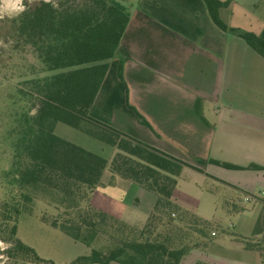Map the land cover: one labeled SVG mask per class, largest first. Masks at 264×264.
Instances as JSON below:
<instances>
[{"label": "trees", "instance_id": "1", "mask_svg": "<svg viewBox=\"0 0 264 264\" xmlns=\"http://www.w3.org/2000/svg\"><path fill=\"white\" fill-rule=\"evenodd\" d=\"M126 0H35L7 20L5 39L25 66L6 96L9 123L4 133L10 163L0 172V240L12 264H54L17 237L19 215L31 211L34 195L56 207L43 222L86 245L88 252L68 264H182L193 249H205L214 222L181 207L175 199L184 167L199 168L151 146L89 114L110 60L129 21ZM212 21L235 32L264 57V39L252 31L229 27L219 9L230 0H203ZM2 30V28H0ZM4 31V28H3ZM117 75L123 81L122 60ZM139 123L151 128L137 111ZM57 122L116 148L107 162L53 134ZM230 169L240 166L216 159ZM255 167V166H251ZM155 194L141 226L95 207L90 202L103 169ZM112 182V181H111ZM243 209V208H241ZM246 249L264 257V201L251 236H237ZM97 241L98 248L94 246ZM193 264H216L196 259Z\"/></svg>", "mask_w": 264, "mask_h": 264}, {"label": "crops", "instance_id": "2", "mask_svg": "<svg viewBox=\"0 0 264 264\" xmlns=\"http://www.w3.org/2000/svg\"><path fill=\"white\" fill-rule=\"evenodd\" d=\"M128 7L118 53L89 114L199 168L184 167L239 193L241 201L253 195L262 208L264 57L235 32L220 29L203 0H129ZM219 16L229 27L264 39V0H230ZM120 60L123 81L117 75ZM135 111L151 128L137 121ZM106 182L120 189L133 184L111 173ZM91 204L121 219L113 207ZM237 236L251 235L233 233V247L247 259L235 264H264ZM196 259L234 264L203 254Z\"/></svg>", "mask_w": 264, "mask_h": 264}, {"label": "rangeland", "instance_id": "3", "mask_svg": "<svg viewBox=\"0 0 264 264\" xmlns=\"http://www.w3.org/2000/svg\"><path fill=\"white\" fill-rule=\"evenodd\" d=\"M33 1L35 0H24L25 7ZM128 2L129 0L124 1L127 5ZM9 18L5 15L0 19V28H2L0 29V172L10 163L9 144L4 139L10 116L6 96L13 91V86L19 79L18 74L25 66L19 52L11 51L10 43L5 39V27ZM53 134L83 150L99 155L107 162L116 152L115 147L61 122L55 124ZM109 176L110 171L107 168L103 169L100 178L102 184L92 192L91 203L113 207L121 213L123 221L141 226L153 207L155 194L135 184L129 189L110 186L106 182ZM3 194L0 189V201L4 197ZM175 197L181 207L214 222L212 229L215 235L206 248L191 250L183 257L182 264H192L199 254L234 264L235 261L247 260L233 247L237 242L233 239V233L253 234L261 210L259 203L243 202L239 200V193L185 168L178 176ZM56 212L55 204L50 199L44 198L41 194L34 195L31 211H22L19 215L17 237L33 247L40 257L52 260L54 264H68L78 255L85 254L88 248L40 218L42 213ZM94 246L98 248L97 241ZM2 257L5 256L0 251V264H12L10 260Z\"/></svg>", "mask_w": 264, "mask_h": 264}, {"label": "clouds", "instance_id": "4", "mask_svg": "<svg viewBox=\"0 0 264 264\" xmlns=\"http://www.w3.org/2000/svg\"><path fill=\"white\" fill-rule=\"evenodd\" d=\"M25 5L24 0H0V19L4 18L5 15L8 17H14L24 12ZM10 245L0 242V251L6 250ZM7 259V257H2Z\"/></svg>", "mask_w": 264, "mask_h": 264}, {"label": "built area", "instance_id": "5", "mask_svg": "<svg viewBox=\"0 0 264 264\" xmlns=\"http://www.w3.org/2000/svg\"><path fill=\"white\" fill-rule=\"evenodd\" d=\"M254 196L251 195V194H245L243 197H242V201L243 202H252L254 200Z\"/></svg>", "mask_w": 264, "mask_h": 264}]
</instances>
